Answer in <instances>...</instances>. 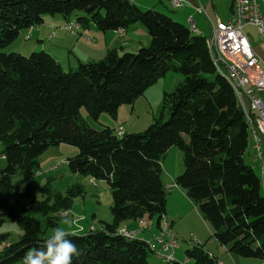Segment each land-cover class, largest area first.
<instances>
[{
  "label": "trees",
  "instance_id": "obj_1",
  "mask_svg": "<svg viewBox=\"0 0 264 264\" xmlns=\"http://www.w3.org/2000/svg\"><path fill=\"white\" fill-rule=\"evenodd\" d=\"M44 14H59L66 22L71 16L81 28L92 24L100 31L123 32L140 23L150 43L134 51L110 49L100 60L77 61L67 70L44 50L27 55L0 50V156L5 161L0 225L8 217L21 228L19 239L0 251V264H23L25 253L49 237L41 235L40 223L55 227L54 213L69 210L71 198L81 193L75 186L64 195L51 194L44 185L45 198L31 196L21 205L20 198L30 196L29 181L23 191L10 181L15 173L32 174L33 159L60 143L77 148L65 158L70 172L103 180L110 190L111 221L69 237L80 252L72 264H149L153 252L147 242L118 230L120 236L116 229L141 216L159 223L167 194L161 163L172 146L183 156V171L174 182L208 220L212 237L238 256L264 259V192L260 176L244 161L249 124L231 83L217 71L205 37L131 0H0V49L20 30L40 24ZM169 71L184 78L163 93L160 115L143 131L117 135L108 126L91 128L80 117L83 107L93 120L101 113L115 118L119 105H132ZM5 236L0 234V240ZM184 253L186 261L168 264L216 261L201 244Z\"/></svg>",
  "mask_w": 264,
  "mask_h": 264
},
{
  "label": "rangeland",
  "instance_id": "obj_2",
  "mask_svg": "<svg viewBox=\"0 0 264 264\" xmlns=\"http://www.w3.org/2000/svg\"><path fill=\"white\" fill-rule=\"evenodd\" d=\"M206 1V0H205ZM261 9L264 5L262 0H256ZM226 0H211L208 1V6L206 7V11L210 15L209 18L214 19L215 13L219 14V16L223 17L220 10L225 7ZM151 5L147 6L143 9L155 8L156 10H161L166 14H174L169 10L170 5L168 2H162L161 4L154 5L153 0H151ZM162 5L165 6L162 7ZM228 8V7H227ZM79 12V11H74ZM201 13V12H200ZM201 16V15H200ZM54 17H58V14H54ZM197 18V16H196ZM73 19V17H71ZM69 18L68 22H72L69 28L66 27V24L62 27L60 25V29L56 28L54 30L53 38L45 34V37H36L35 29L38 28V25H32L26 29H22L19 31L17 37L12 40L5 47L1 48V51L10 52L14 51L21 55H27L32 51L44 50L40 48L38 50L30 49V46L34 43L35 38L43 40L44 45L51 44L50 47H55L54 44L62 42V38L67 39L64 43L68 46H73L70 50H64L61 54L56 53V49L53 48V52L55 56L58 58V62L60 63V67L62 70H67V61L65 59L66 54L71 58L72 53H79L81 56L86 58L85 56H93L92 60H100L103 58L105 53L101 50H92L95 49L96 45H93L94 42L97 41L95 37L92 39L86 35L85 33H78V28L80 26L73 20ZM225 20V18H222ZM207 23L209 22L208 17L206 18ZM44 23V22H43ZM140 24V23H139ZM40 25V24H39ZM55 26V25H54ZM202 26V35L207 37L209 35V30L204 21V25ZM52 27V26H51ZM191 30V24L189 26ZM201 28V27H200ZM34 29V30H33ZM51 29V28H50ZM33 30V31H32ZM64 30V31H63ZM32 31V32H31ZM107 31V30H106ZM192 31V30H191ZM243 31L247 35L250 44L254 53L258 56L260 61V66L264 70V37H262L255 25L248 24L243 27ZM31 33V34H30ZM117 34L118 32L115 31ZM115 33L111 34V37L116 40V45H114L113 49H115L118 53L121 51H134L137 50L141 46H148L150 43V38L148 32L144 26H140L138 30L135 32V37L128 43V45L123 48L121 40L125 39L129 33H126L125 36L117 37ZM120 35L123 33L119 32ZM33 38H32V37ZM60 37V39H59ZM95 40V41H94ZM137 45L138 47L134 48L132 45ZM57 46V45H56ZM128 48H130L128 50ZM70 51V52H69ZM46 52V51H45ZM48 53V52H47ZM52 56V55H51ZM64 56V57H61ZM83 62V61H82ZM184 78V75L180 72H167L163 77L159 78L155 83L151 84L146 88L144 93L139 96L132 105L121 104L118 106L116 110L115 118H111L107 113H101L98 116L97 120L91 119L86 110L83 107H80L79 114L82 120H84L85 124L89 127L98 129L101 126H108L112 129L113 133L116 134V130L118 128L121 129V134L123 131L125 132H140L143 131L148 125H150L158 116L160 115V109L163 101V93L171 92L174 88L181 82ZM247 105V101L244 100ZM248 108V105H247ZM253 142L250 138V142L248 144L247 150L244 155V161L246 164L250 165L257 176H260V168L257 161L253 159ZM74 148L75 152H77V148L73 145L69 144H58L56 146H49L46 150H44L41 154L36 156L32 161L33 172L32 174H28L26 172L15 173L11 176L10 181L12 185L15 187L17 191H23L25 189V183L29 181L30 187V196H22L20 198V204L25 205L29 200V197H34L35 199L41 200L45 198V196L40 191V188L44 185L49 189L50 193H60L64 195L66 190L70 187H79L81 189V193L73 196L71 198L72 206L69 210H59L55 215L58 216L57 225L49 226L46 223L41 222L40 227L42 228V236H50L52 234V230L57 226L61 225L62 218L67 215L70 219L71 217H75L72 220V225L74 226L70 232L74 233H84L90 229L98 228L100 223L99 221L110 222L111 215L109 211L110 206V190L108 189L106 183L103 180H94L89 178L88 176L80 175L77 173L70 172L65 165V158L71 156L68 153L70 149ZM1 150V145H0ZM52 153V154H51ZM51 154V155H50ZM182 152L179 150L177 146H172L166 152L165 158L162 161V171H161V181L166 188V214L161 217L159 223L156 222V217L149 218L147 216H141L139 218H144L146 222L150 225V227L146 229H142L138 221L136 220H128L130 222H136L139 225L138 230L135 231L136 235L133 238H138L146 242V239L153 238L157 235H165V231L171 230L177 237V247L174 249L173 260L170 262H166L162 259V257L157 256L154 253H149L147 256V260L149 264H168L174 262H183L185 261V253L184 251L192 245L200 244L196 243L194 238L200 239L202 243L208 241H214L212 238V228H210V224L208 220L204 218V216L200 213V211L196 208L192 200L184 193H181L179 190L181 187L175 184L174 178L183 171V167L181 171H178L180 164L183 165L182 160ZM5 161L0 156V169L4 166ZM179 172V173H177ZM174 178L171 175H175ZM171 185V186H166ZM179 187V188H178ZM182 189V188H181ZM184 192L185 190L182 189ZM16 212H21L19 206H16L14 209ZM68 212V213H67ZM71 213V214H70ZM84 214L87 217V221H92L91 214H94V218L96 220V225L90 226L88 229L84 230L79 224H74L75 221L81 219L78 215ZM36 215V214H35ZM39 218L40 216L37 215ZM168 221H166V220ZM126 221V220H125ZM82 225L86 226L87 223L80 221ZM46 224V225H45ZM124 224V221H123ZM129 224V222H128ZM126 224V225H128ZM48 225V226H47ZM121 224L117 227L116 232L122 227ZM80 227V229H78ZM72 228V227H70ZM126 232L124 229H120L119 232ZM132 231V230H129ZM0 234H5V239L0 240V251L3 246L15 242L19 239L21 235V228L11 219L5 218L3 223L0 225ZM120 235V234H119ZM121 236V235H120ZM124 237V236H123ZM128 238V237H126ZM196 238V239H197ZM189 245H188V244ZM223 244H221L222 246ZM148 246V244H147ZM226 246V245H225ZM228 250V248H227ZM239 261H252L253 264H260L259 258L253 257H237ZM216 260H218L216 258ZM216 262V261H215ZM264 264V261L262 262Z\"/></svg>",
  "mask_w": 264,
  "mask_h": 264
},
{
  "label": "built area",
  "instance_id": "obj_3",
  "mask_svg": "<svg viewBox=\"0 0 264 264\" xmlns=\"http://www.w3.org/2000/svg\"><path fill=\"white\" fill-rule=\"evenodd\" d=\"M174 7L181 6L183 0H170ZM203 9H199L202 11ZM210 32L205 37L212 48L215 57V65L225 72L232 74L238 85L243 87V96L248 104L250 126L253 131L254 149L253 159L258 162L262 176V190L264 192V70L260 66L258 56L254 53L250 41L243 31L248 24L255 25L258 33L264 37V6L256 0H232L231 14L227 20H221L218 16L209 18ZM74 22V21H73ZM72 22H67L69 28ZM193 32L199 33L190 19ZM119 33V30H116ZM121 129L116 134H121ZM142 229L150 227L145 221L139 222ZM80 229V227L78 228ZM139 231V230H138ZM126 235H136L135 231L126 230ZM196 243L199 241L195 238ZM147 244L152 248L154 254L166 262L173 260L175 238L171 230L166 235H157L146 239ZM227 251V246H221ZM215 264H223L219 259Z\"/></svg>",
  "mask_w": 264,
  "mask_h": 264
},
{
  "label": "crops",
  "instance_id": "obj_4",
  "mask_svg": "<svg viewBox=\"0 0 264 264\" xmlns=\"http://www.w3.org/2000/svg\"><path fill=\"white\" fill-rule=\"evenodd\" d=\"M131 1L136 3L141 8H145V7L151 5L150 4L151 0H131ZM208 1L211 2V0H206V1L205 0H183V4L181 6L174 7L171 4L170 0H153L154 5L161 4L162 2H168V4L170 5V7H169L170 9L166 10V11H172V13L174 12L173 15L172 14H169V15L173 19H175V20H177V21H179V22H181V23H183V24H185L187 26H190V24H191L190 23V19H191L194 22V26L196 27V29L199 31V34H201V35H202V30H201L202 26L201 25H204V21H205V23L207 25V28H208L209 32H210L209 24L207 23V20H206V18L210 16L208 14V12L206 11V7L209 4ZM262 1L264 3V0H262ZM231 3H232V0H226L225 7L220 10V12H221L222 16L225 18V20H227L230 17V14H231ZM162 7L165 8L164 5H162ZM201 8L203 10L199 11V9H201ZM196 16H197V18H196ZM215 16H218L221 20H223L222 19L223 17L219 16V14L215 13ZM69 18L71 19V16ZM66 21H67V19H65L64 17H62L59 14H58V17H54V14H44L42 22L40 23V25L38 24V28L35 29V34H33V35H35L36 37H45V34L44 35H41V34L46 33V35H48L49 37L53 38V37H55L54 36V30H56V28L60 29L59 28L60 25H62V27H63L64 24L66 23ZM140 26H143V25L139 24V23L131 24L129 27H126V28L122 29L123 33L120 35L118 33L117 34L115 33L116 30L100 31L94 25L89 24L86 28H81V27L78 28V30H80V31H78L77 34L82 33V32L85 33V31H86L88 33L86 35H88L92 39V41H93L92 37H95L97 39V41L93 43V45H96V47H95V49H92V50H100V51L102 50L103 53H106L107 50L113 49L114 45H116V40L111 37V34L115 33V35L117 37L123 38L122 36H125L126 33H129V35L126 36L125 39L121 40L122 45H120V46L123 48L124 46L128 45V43L135 37V32L138 30V28ZM191 27H192V25H191ZM191 30L193 31L192 28H191ZM89 34L92 35V37ZM59 39H60V37H59ZM66 41H67V39L62 38V42L54 44L55 47L48 48L49 46H51V44L44 45L43 40L35 38L34 43L30 46V49L38 50L40 48H43V49H45L46 52H48L50 55H52L58 61V58L55 56V54L53 52V48L56 49V53H58V54H61L62 52H64V50H67V49L71 51L73 46L70 47V46L64 44ZM132 46L134 48L138 47L137 45H134V44ZM129 49L130 48H128V50ZM64 56H65V59L67 61V66L68 67H73L77 63V61L86 62L87 60H90V59L93 58V56H88V55L85 56L86 58H84L79 53H74V52L72 53L71 58H69L68 54H66ZM64 56H61V57H64ZM58 62H61V61H58ZM123 132H125V131H123ZM68 153L71 155L72 153H76V152H75V149L72 148V149H70L68 151ZM161 167H162V164H161ZM182 167H183V165L180 164V167H179L178 171H181ZM177 173H179V172H177ZM177 173H175V175H171V176L174 178V176H176ZM166 186H171V185H166ZM179 190L181 191V193L186 194L181 188ZM165 214H166V209H165ZM165 214L163 215V217L165 216ZM78 216L82 217V218L77 220V221H75L74 224H79V226H81L84 230L88 229L90 226H93V228H94V226L96 225V220L94 218L95 217L94 214H91L92 221H89V222L87 221V217L84 216L83 213L81 215H78ZM74 218L75 217H73V218L71 217L70 220L72 221ZM143 220H145V219H143ZM80 221L86 222L87 225L84 226V225L80 224L81 223ZM166 221H168V220H166ZM128 222H129V224H128ZM126 224H128V225H126ZM71 227L72 228H69L70 231L73 229L74 226L72 225ZM120 227H122L120 229H124V230L138 231L139 225L136 222H130V221L126 220V221H124V224L122 222V226H120ZM197 240L199 241V243L204 247V249L210 255L214 256L217 259H219L223 264H253L252 261L241 262L237 258L238 257L237 254H235L233 252H230L228 250L224 251L222 249V247H221V244H219L217 242V240L214 239V238H213L214 241H210L208 239V241H206L204 243H202L200 241V239H198V238H197ZM260 260L264 261V259H260ZM185 261H186V259H185ZM263 261H260V264H262Z\"/></svg>",
  "mask_w": 264,
  "mask_h": 264
},
{
  "label": "clouds",
  "instance_id": "obj_5",
  "mask_svg": "<svg viewBox=\"0 0 264 264\" xmlns=\"http://www.w3.org/2000/svg\"><path fill=\"white\" fill-rule=\"evenodd\" d=\"M61 225L40 246L25 253L23 264H72V258L80 255L77 245L69 239L75 235L68 231L72 221L65 215Z\"/></svg>",
  "mask_w": 264,
  "mask_h": 264
},
{
  "label": "bare ground",
  "instance_id": "obj_6",
  "mask_svg": "<svg viewBox=\"0 0 264 264\" xmlns=\"http://www.w3.org/2000/svg\"><path fill=\"white\" fill-rule=\"evenodd\" d=\"M192 28V27H191ZM193 29V28H192ZM206 45H207V48H208V52H209V55L215 65V57L213 55V52H212V48L210 47V45L208 44V42H206ZM217 71L219 73H221L232 85L236 95L238 96L239 98V101H240V105L242 106L243 110H244V113H245V118H246V121L248 122L249 124V133H250V138L253 142V149H254V138H253V131H252V128L250 126V117L246 116L248 114V108H247V105L245 104L244 100H246L243 96V87L238 85V83L236 82L235 78L232 76V74L228 73V72H225L222 68H217V66L215 65ZM260 181H261V187H262V176H261V173H260ZM145 221V220H143ZM167 234V232L165 231V235ZM171 234L174 236L175 238V245L177 246V237L176 235L171 232ZM162 235V234H161ZM195 239V238H194ZM150 247V246H149ZM151 251L153 252L152 248L150 247ZM158 255V254H156ZM159 256V255H158Z\"/></svg>",
  "mask_w": 264,
  "mask_h": 264
}]
</instances>
